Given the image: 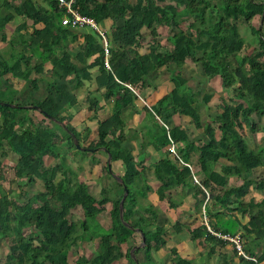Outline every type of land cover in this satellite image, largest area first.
Here are the masks:
<instances>
[{
	"label": "trees",
	"instance_id": "obj_1",
	"mask_svg": "<svg viewBox=\"0 0 264 264\" xmlns=\"http://www.w3.org/2000/svg\"><path fill=\"white\" fill-rule=\"evenodd\" d=\"M43 1L47 4L43 11L37 2L24 0L14 5L12 12L0 15L2 41L5 40L4 28L15 14L33 25L32 33L19 36V49L12 52L11 65L0 56V80L4 85L12 87L10 80L8 83L4 79L7 76L22 82L18 91L0 96V102L20 107L0 104V160L11 154L15 180L23 181L26 186L40 181L43 186V190L29 197L27 202L19 203L12 191L2 186L5 177L0 161V236L10 237L9 253L3 264H115L123 257L133 262L130 251L135 245L125 253L122 245L135 236L141 242L140 234L145 244L134 251L137 263L156 264L151 254L165 247L167 231L164 226H158L155 219L136 217L135 209L141 208L139 199L145 197L137 183L142 169L122 143L126 139L124 112L135 108L136 94L149 76L161 68L171 73L172 89L149 108L143 107L151 122L152 128L147 134L153 147L167 151L166 157L151 166L159 183L158 196L164 198L171 189L186 186L191 181L203 195V218L205 216L207 222V203L212 197L208 190L212 186L224 188V197H215V201L226 207L235 205L230 210L247 214L249 219L242 226L244 235H255V241L264 239V197L258 207L253 201L242 203L240 200L250 185L264 192V173L252 179L256 170H264V145L251 149L245 140L246 127L251 132L256 130L254 116L264 117V0H74V8L92 18L98 26L102 27L106 20L111 22L110 31L104 33L106 44L90 27L62 24L64 9L58 6L57 0ZM255 18L260 20L257 25L253 24ZM162 21L170 27L166 39L170 47L160 51L157 27ZM184 21L187 25L182 29L180 25ZM240 24L248 27L256 41L248 55L244 53L247 42L240 34ZM37 25L42 27L37 28ZM22 28L25 24L19 30ZM145 31L150 36L148 48L140 53ZM69 42L78 43L73 57ZM33 59L37 63L32 64ZM88 59H92L90 63H86ZM188 62L199 67L195 92L188 87V78L193 73L189 77L183 74ZM46 63L50 64L49 69ZM93 68L97 70L94 78L90 73ZM213 79H219L227 100L221 98L217 113L202 129L198 111L214 94L203 93V88ZM85 81H94L97 89L104 90V103L112 104L109 115L97 119V139L88 145L82 140L87 135L82 138L70 125L65 112L77 105L76 92ZM97 103L89 99L88 110L94 109ZM34 112L39 113L40 119ZM175 114L189 117L202 134L192 137L186 129L167 127L168 120ZM259 130L264 131V126ZM216 131L220 132L219 139L215 137ZM74 139L92 152L106 149L111 163L121 162L123 174L117 177L122 183L114 179L119 191L113 198L109 197L106 187L100 190V198L94 199L87 184L67 165L69 152L80 151ZM170 139L176 144L179 158L189 163L191 169L180 164L168 151ZM193 155L197 156L196 165L191 160ZM46 157H52L56 163L46 166ZM221 158L231 166L218 173L211 167ZM102 169L105 177L114 175L112 170L108 171L107 163ZM198 170L206 175L203 182L196 175ZM230 172L242 179L239 187H228L224 175ZM123 186L128 194L121 218L119 203ZM107 203H111L110 225L105 229L97 218ZM76 209L81 210V217L74 221L71 215ZM146 212L154 217L150 209ZM233 222L240 223L235 218ZM203 232L207 238H216L204 221L193 235ZM78 236L95 242L96 248L90 256L80 255L69 263L67 247ZM250 247L251 250L243 245V250L254 257L255 262L238 257L236 264H264V250L256 257L253 246ZM172 262L189 264L179 258H173Z\"/></svg>",
	"mask_w": 264,
	"mask_h": 264
},
{
	"label": "crops",
	"instance_id": "obj_2",
	"mask_svg": "<svg viewBox=\"0 0 264 264\" xmlns=\"http://www.w3.org/2000/svg\"><path fill=\"white\" fill-rule=\"evenodd\" d=\"M21 1L24 0H6L7 4L4 5L5 0H0V15L5 14L7 11L12 12V7L18 5ZM32 1L38 3L41 11L47 8V4L43 0ZM23 24H25V28L19 30V27ZM36 27L41 28L42 26L37 25ZM100 28L104 32L110 31L111 22L106 20ZM32 32L33 25L31 22L26 20L23 16L16 14L5 26L3 31L5 40L2 41L0 38V56L8 63V65H11L13 62L12 52L14 53V51L19 49V36L27 35ZM147 42L148 41L143 43L144 46L139 50L140 53L147 50ZM77 44V42H69L68 44V49H70L69 51L71 52L72 57L78 51ZM161 50L163 51L164 49H160V51ZM91 60L92 59L86 60V63H90ZM35 63H37V61L36 59H33L32 64ZM45 67L46 69H49L50 64L46 63ZM186 68V72L183 74L185 77H189V75H192L193 73L192 77L194 78H188V87L195 92L198 83V81L195 80V76L200 77L198 70L199 67L188 62ZM191 70L195 71L192 72ZM90 73L94 78L97 75L96 68L90 69ZM45 75H47V73ZM4 79L6 81L10 80L12 87L9 88L8 86H5L3 80H0V96L2 97L13 91H18L22 87V82L20 80L11 79L9 76L4 77ZM170 79L171 73L168 72L166 68H161L157 72L151 74L148 81L144 83V87H142L140 92L136 94L138 101L135 102V108L133 110L128 108L126 109V112H124L123 118L126 123L124 133L126 139L123 141L122 147L131 152L136 163L141 164L140 169H142V172L137 183L138 187L143 190L145 195L144 198L139 199L141 208L135 209V215L136 217L142 216L150 221L155 219L156 224L158 226H164L167 231L165 247L151 254L155 259L156 264H173V258L185 260L189 262V264H236L239 258L235 254L231 244L223 242L217 238H207L204 232L194 237V231L203 224L204 205L201 191L191 183V181L186 186H178L171 189L168 196L165 195L164 198L158 196L159 183L154 176V170L151 166L153 163L166 157L167 151L166 148L158 151L153 147L152 141H150L147 134V131H150L152 126L148 114L144 111L143 107L146 106L149 108L162 96L170 92L172 89ZM205 85L203 93L209 92L205 89ZM103 92L104 90L97 89L94 81H85L76 92L77 105L65 111L69 116L70 125L80 133L82 138L87 135L86 139H82L85 140V145H88L90 142L97 139V119L108 116L111 111L112 104L104 103L102 99ZM200 96L201 95L198 97ZM218 97L220 100L221 96L213 94L208 104L199 109L198 114L202 129L208 122L209 118L217 113V106L219 104V102H217ZM88 98L95 99L98 102L95 108L90 111L88 110ZM33 115L37 119H40L38 112H34ZM1 121L2 118L0 116V123ZM166 126L186 129L192 137L200 136L202 134V130L195 129L190 118L184 115H173L172 118L168 120ZM16 129H18V127H16ZM259 132L261 135L259 134L256 138H262V131L260 130ZM259 132H257V134ZM215 137L216 139L220 138L219 131H216ZM246 142L251 149H256L260 146L253 145L255 146L254 148L251 145V141L250 143L248 141ZM178 145L180 146L179 143L177 146ZM192 157L191 160L193 164L196 165L197 156L193 155ZM107 158L108 155L101 149L97 152L86 151V153H83V151H70L66 156L67 165L77 175L80 181L87 184L89 194L94 196L96 200L100 198V190L102 188H109L110 198H113L119 191L116 184H114V179L115 176H122L123 167L121 162L111 163V170L114 174L112 176L113 178L105 177V173L102 174L101 171L102 166L104 165L103 161L107 163ZM44 163L46 166H52L56 161L52 157H46ZM229 166H231V163L226 159L221 158L217 164L211 167V169L221 173L223 168ZM195 170H197L196 166ZM263 173V169L256 170L252 179L255 180L257 177H261ZM196 175L200 182L206 180V175L203 172H199L198 170ZM224 177L227 179V185L230 188L239 187L243 183L242 179L231 172L225 174ZM208 192L209 194H212V197L207 203V223L209 227L214 231L216 230V232L240 233L243 245L250 250V246H253V252L256 257L261 255L264 250V239L259 238L255 241V235H244V232L242 231V226L245 225L249 219L248 215L240 214V212H237L238 210H230L231 207L233 208L235 205H228L226 207L215 201V197H224V188L212 186ZM97 193H99V197L96 195ZM263 197L264 192L256 190L253 185H250L246 194L242 196L240 200L242 203L253 201L255 207H258ZM148 209L153 211L154 217H151L150 213L148 214L146 212ZM110 210L111 203L105 204L104 212L107 211L109 215ZM234 218L240 223H234ZM172 252H175V254L172 255Z\"/></svg>",
	"mask_w": 264,
	"mask_h": 264
},
{
	"label": "rangeland",
	"instance_id": "obj_3",
	"mask_svg": "<svg viewBox=\"0 0 264 264\" xmlns=\"http://www.w3.org/2000/svg\"><path fill=\"white\" fill-rule=\"evenodd\" d=\"M133 1L134 0H131V2H133ZM169 1L170 0H166V2H169ZM259 21L260 20H258V18H255L253 20V24L257 25ZM186 25H187V22L184 21L182 23V25H180V26L182 29H185ZM263 28H264V26H263ZM157 33H158L157 41L161 45L160 49H168L170 47V44L166 39H167L168 35L170 34V27H168L167 23H165L163 21L160 22V24L157 27ZM240 34L242 35V37L247 42L244 53L246 55H248L251 53L252 49L256 46V44H255L256 41L254 39H252L250 30L244 24H240ZM149 39H150V36L145 31L144 41L146 42ZM205 89L208 90L209 92H213L214 95L221 96V98H223V100H227V95L221 89L219 79H215V80H211V81L207 82V84L205 85ZM219 101H221V99L219 100V97H218L217 102H219ZM220 103L221 102H219V104ZM219 104H218V106H221ZM218 106H217V108H219ZM39 117H41V116L39 115ZM254 120H255V123L257 125V127H254L256 130H255V132L254 131L251 132V131H248L249 129L247 130L246 129L247 127H246L245 128V132H246L245 140L248 141L249 143L251 141L252 146L253 145H256V146L260 145L261 146V145H264V131H262V134H263L262 138H259V137L256 138V136H259V134H260L259 128L264 125V117L254 116ZM257 132H259V133L257 134ZM253 147L255 148V146H253ZM0 161H1V166H2L3 173H4V177H5V180H2V186L5 190L12 191V196L16 199V201H18L19 203H25L28 201L29 197H31L35 193H38V192L43 190V186H42V183L40 181H37L36 183H34L32 185L26 186L25 184H23L24 183L23 181L15 180V178L13 176V170H12V165L14 164V158L12 157L11 154L7 157L2 158ZM104 163L105 162L103 161V164ZM101 173L104 174L103 169H102ZM96 195L99 197V193H97ZM92 197L94 199H96L94 196H92ZM32 205H34V204H32ZM102 214L103 215H100L97 218V221H98L100 226H102L106 229L110 225L109 215H108L107 211L102 213ZM80 217H81V210L80 209H76L75 211L72 212V215H71L72 220L77 221L80 219ZM9 239H10V237L7 235L0 236V259H1L0 264H3L5 262V258L9 253V243H8ZM95 241L97 242V240H95ZM139 244H140V239L138 236H135L133 240H130L128 243L122 245V250L125 253L131 245H139ZM94 248H96L95 242L93 243V242H90L87 240H82L81 238H79V236L76 237L75 240L73 242H71L67 247L69 263H73L74 260L80 255L90 256L93 253ZM140 258L142 259L143 255H140ZM115 264H136V263H134V261L133 262L129 261V259L126 257H123L119 262H117Z\"/></svg>",
	"mask_w": 264,
	"mask_h": 264
},
{
	"label": "built area",
	"instance_id": "obj_4",
	"mask_svg": "<svg viewBox=\"0 0 264 264\" xmlns=\"http://www.w3.org/2000/svg\"><path fill=\"white\" fill-rule=\"evenodd\" d=\"M57 3L59 7H62L64 9V17L62 20V24L69 25L71 27H77V28L90 27L102 37L104 44H106V39L104 35L105 32L101 30V28L95 23V21L92 18L83 16L82 14H80V12L76 8H74V0H57ZM105 64L107 65V62ZM167 149L171 153V155L177 159V161L180 164L185 165L191 169V166L189 163L184 162L182 159L179 158L176 152V144L171 139L169 141V145ZM193 180L194 182L198 183L197 178L195 176H193ZM203 221L207 227V230L213 236H215L216 238H218L219 240L223 242H226L232 245L238 257H242L246 260H252L255 262L256 259L254 257H250L244 252L243 245H242V237L240 233L230 235L227 233L214 232L208 226L205 216L203 218Z\"/></svg>",
	"mask_w": 264,
	"mask_h": 264
},
{
	"label": "water",
	"instance_id": "obj_5",
	"mask_svg": "<svg viewBox=\"0 0 264 264\" xmlns=\"http://www.w3.org/2000/svg\"><path fill=\"white\" fill-rule=\"evenodd\" d=\"M0 104L3 105V106L9 107V108H16V109L17 108H20L19 106H16V105H13V104H9V103L0 102ZM32 108L33 109H36L38 112L42 113V115H44L48 119H51L50 116H48L45 112H42L41 110H39L37 107H32ZM54 122L55 123H58L56 121H54ZM61 126L64 128L65 131H67V128L66 127H64L62 124H61ZM74 145L80 151H84V150L91 151V152L93 151L91 149L81 147L75 139H74ZM101 150H103V151L106 152V149H104V148H101ZM107 155H108V158H107V168H108V171L110 172L111 171V157H110V155L108 153H107ZM115 179H116V181L118 183H120V184L122 183V180L120 178H118V177L115 176ZM123 189H124V192H123L121 201L119 203V211H120V217L121 218H122V214H123V202H124V200H125V198H126V196L128 194V190L126 189L125 186H123ZM136 231L138 232V230H136ZM140 237H141L140 244L133 246L132 249H131V251H130L131 258L134 260V262L136 264H138V263H137V260L135 258V255H134V251L137 250V249H139V248H141V247H143L144 244H145L144 243V237L142 236V234H140Z\"/></svg>",
	"mask_w": 264,
	"mask_h": 264
}]
</instances>
